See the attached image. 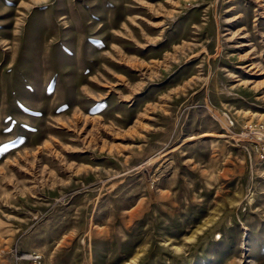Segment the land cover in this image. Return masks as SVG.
I'll return each mask as SVG.
<instances>
[{
    "label": "rangeland",
    "instance_id": "1",
    "mask_svg": "<svg viewBox=\"0 0 264 264\" xmlns=\"http://www.w3.org/2000/svg\"><path fill=\"white\" fill-rule=\"evenodd\" d=\"M261 121L264 0H0V264H264Z\"/></svg>",
    "mask_w": 264,
    "mask_h": 264
},
{
    "label": "built area",
    "instance_id": "2",
    "mask_svg": "<svg viewBox=\"0 0 264 264\" xmlns=\"http://www.w3.org/2000/svg\"><path fill=\"white\" fill-rule=\"evenodd\" d=\"M245 133L250 134L249 139L256 151L257 158L264 164V121L248 124Z\"/></svg>",
    "mask_w": 264,
    "mask_h": 264
},
{
    "label": "bare ground",
    "instance_id": "3",
    "mask_svg": "<svg viewBox=\"0 0 264 264\" xmlns=\"http://www.w3.org/2000/svg\"><path fill=\"white\" fill-rule=\"evenodd\" d=\"M137 2V1H136ZM141 2V1H140ZM141 5V4H140ZM143 5H145V4H143ZM147 5V4H146ZM145 7V6H144ZM148 7V6H147ZM152 11V10H151ZM141 18V17H140ZM134 19V18H133ZM139 19V18H138ZM135 20H137V19H135ZM141 20H144V21H146L145 19H141ZM131 21H133L132 19H131ZM133 23V22H132ZM102 25V24H101ZM136 25V24H135ZM134 26V25H133ZM156 26V25H155ZM155 28V27H154ZM99 29V28H98ZM97 29V30H98ZM126 29V28H125ZM113 32H115V31H113ZM129 32V31H128ZM127 32V33H128ZM143 32V31H142ZM118 33V32H117ZM120 34V33H119ZM143 34V33H142ZM124 36V35H123ZM130 36V35H129ZM132 38V37H131ZM146 38V37H145ZM125 39H126V36H125ZM133 39V38H132ZM127 40H129V39H127ZM135 41V40H134ZM147 41V40H146ZM81 42V41H80ZM136 42V41H135ZM157 42H158V40H157ZM137 44V43H136ZM150 45V44H149ZM139 46V45H138ZM118 48V47H117ZM113 49V48H112ZM120 49V48H119ZM114 50V49H113ZM144 50V49H143ZM117 51V50H116ZM120 51V50H119ZM118 52V51H117ZM121 54V53H120ZM108 56H109V54H107ZM121 59V58H120ZM130 59V58H129ZM114 60V59H113ZM112 61V60H111ZM116 61V60H115ZM123 61V60H122ZM127 62V61H126ZM130 63V62H129ZM127 65V64H126ZM163 65V64H162ZM158 66V65H157ZM168 66V65H167ZM104 67H106V66H104ZM152 67V66H151ZM154 67V66H153ZM149 67H147L146 69H148ZM150 69V68H149ZM135 71V70H134ZM139 71V70H138ZM143 71V70H142ZM150 71V70H149ZM110 73V72H109ZM142 74V73H141ZM113 75V74H112ZM97 79V78H96ZM95 79V80H96ZM103 79V78H102ZM105 79V78H104ZM194 84V83H193ZM194 85H196V84H194ZM91 92V91H90Z\"/></svg>",
    "mask_w": 264,
    "mask_h": 264
}]
</instances>
